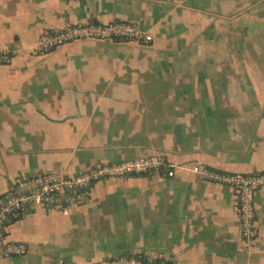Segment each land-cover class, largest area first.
<instances>
[{
    "label": "crops",
    "instance_id": "0c3cea01",
    "mask_svg": "<svg viewBox=\"0 0 264 264\" xmlns=\"http://www.w3.org/2000/svg\"><path fill=\"white\" fill-rule=\"evenodd\" d=\"M127 21L150 43L80 40L34 52L39 35ZM0 198L24 175L75 176L106 162L161 155L173 178L133 175L93 186L70 212L13 217L0 264H79L122 254L170 264H264L259 235L242 251L236 190L191 167L264 171V0H0ZM25 243L5 257L3 245Z\"/></svg>",
    "mask_w": 264,
    "mask_h": 264
},
{
    "label": "built area",
    "instance_id": "2783aa9c",
    "mask_svg": "<svg viewBox=\"0 0 264 264\" xmlns=\"http://www.w3.org/2000/svg\"><path fill=\"white\" fill-rule=\"evenodd\" d=\"M122 40L150 43L153 36L137 24L127 21L96 22L68 25L59 30L45 31L39 35L34 52L48 53L57 47L80 40ZM10 52L0 51V64L11 61ZM177 165L161 155H150L121 162H106L70 176L61 172H45L21 176L8 194L0 198V239L13 217L36 206H47L70 212L75 207L86 205L93 194V186L102 180L126 178L133 175H156L173 178ZM202 179L233 187L237 193V210L241 222L242 251H251L259 235L256 224L255 196L264 187V171L244 174L211 169L202 164L191 167ZM5 257L22 256L28 252L25 243L9 242L3 245ZM58 264H79L59 260ZM91 264H170L161 256L122 254Z\"/></svg>",
    "mask_w": 264,
    "mask_h": 264
}]
</instances>
